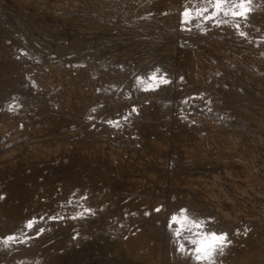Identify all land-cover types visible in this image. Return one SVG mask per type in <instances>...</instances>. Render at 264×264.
I'll list each match as a JSON object with an SVG mask.
<instances>
[{
  "label": "rangeland",
  "instance_id": "374dc122",
  "mask_svg": "<svg viewBox=\"0 0 264 264\" xmlns=\"http://www.w3.org/2000/svg\"><path fill=\"white\" fill-rule=\"evenodd\" d=\"M250 6L243 21L195 16L211 14L208 0H0V231L26 240L0 257L183 264L170 260L169 215L188 201L219 227L264 230V0ZM186 9L194 18L185 24ZM156 69L170 83L143 91L137 79ZM61 178L69 197L56 190L26 207L30 180L42 189ZM72 194L78 206L104 199L110 214L89 204L71 221L48 220ZM38 210H48L42 220ZM137 232L150 241L135 253L124 240ZM253 243L259 255L248 263L264 264V241Z\"/></svg>",
  "mask_w": 264,
  "mask_h": 264
},
{
  "label": "bare ground",
  "instance_id": "6f19581e",
  "mask_svg": "<svg viewBox=\"0 0 264 264\" xmlns=\"http://www.w3.org/2000/svg\"><path fill=\"white\" fill-rule=\"evenodd\" d=\"M258 20L264 26V12H263V14H261V15L258 16ZM194 96H192V97H194ZM248 178L254 180V176L252 177L251 174L248 175ZM256 180H257V178H256ZM34 183H35L34 180H30V182L28 183V186L31 187V189H33V190H32V193L29 196L27 195L29 197V199L26 202V205H28L26 207H29L30 204H31V202H33V201H40L45 196L46 193L48 194V193H50L52 191H56V190H59V191L62 190L63 191L64 190V192L62 194V197H64V196L69 197L70 196V194L66 192V189L64 187V183L65 182H64V180H62V178L59 179V180H57L56 182H52L54 184L53 185L51 184L52 185L51 187H46V188L45 187L44 188L42 187V189L41 188H38V187H35L34 186L35 185ZM49 184H50V182H49ZM22 185L23 184L22 183H19L18 181L15 182V183H13L12 187L14 189H12L11 194H10V197H14V200L12 198H8V200L10 202H12V203L16 202L17 199H16V196L15 195L18 194V191L20 192V190L23 189V186ZM2 189H3V186L0 185V196L5 193V192L2 191ZM75 195L72 194L71 195L72 198L71 199H68V201L70 200L69 203H67L66 205L63 204L64 205L63 207H58V208H55V209L49 210V211L48 210H38V211H36L33 214L32 218H40L44 213H46L48 211L51 216H53V215H60V216H63L64 217V220H67L68 221L70 219L69 221H71L73 219L72 217H74V216L79 217V216H77L78 213H84L83 210H82V208H81L82 205H89V204H93V205H96L97 206L96 207V210L93 209V212L92 213H98V215H99L98 217H100V218H107V215L110 214V213L109 214L108 213L104 214L105 213L104 212V207H105L104 199H102V198L101 199H98L94 203H92L91 201L87 200V201H84L80 206H78L80 202L76 199V196ZM22 196H23V194H22ZM96 196L99 197V196H101V194L98 192V193H96ZM115 197H116V195L113 194V196L111 197V200L115 201L116 200ZM127 200H130V198L125 197L123 199V201H127ZM131 201L133 203H137V201H133V198H132V200H130V202ZM60 202H61V198L59 200V204H60ZM188 205H189L188 207L187 206L186 207H183V209L187 210L185 212V215L188 216V219L190 221H195L197 223L203 221L204 222V226L201 227V228H194V227H191L190 224H188L181 231V234L179 236L175 235V232H176L177 229L180 228V225L179 224H176V226L173 227V230L174 231H172L173 234H171L172 237H171V245H170L172 247V249H171L172 251L170 252L171 253L170 260H172L171 262L176 261V259H177L176 257L177 256H181V259H182V263L183 264H209V261H207V260H204V261H196L195 260V256L192 253L194 252V249L196 248V245L190 243V241L200 239L201 236L198 235V233H202V234H205L206 235V234H209L212 231H216L218 234L219 233H222V232H226V233H228V237H229V240H230V244H228V246L224 249L223 254H216V255H214V258H213L214 259V264H235V259L237 257H240V256L244 259L245 264H249L248 263V260H250V257H256V256L259 255V251L256 248L255 249L257 251L256 250L254 251L250 247L255 245L253 243L254 240H260V241L262 240V241H264V230H262L260 227H258V228H244L241 233H238V231L235 230V229L234 230H231L230 228H227V227H225V228L224 227H219L216 224L212 223V221H210L211 218L204 216L202 214V212L200 211V209H198L197 207H194L192 205V202L191 201H188ZM6 210H8V209H6ZM23 214H25V213L23 212ZM180 214H181V208H180V211H177V212L172 211V214L169 215V216H173V215L179 216ZM0 219H2V217H0ZM8 224H10V223H7L6 225H8ZM2 229H4V228H2ZM24 233H26V232H24ZM9 235H14V234H12V232L8 233V231H6V230L5 231H3V230L0 231V247L5 246L2 241H3L4 238L8 237ZM23 235L22 234L21 235H17V237H19L20 239H23L24 238ZM148 240L149 239H147L141 232H137V233H134V235H132L129 238L128 237H125L124 243L126 244V247L129 249V251L135 252L139 247H141L140 245L143 246L144 244H147L150 241V240L149 241ZM58 241H59V238H58ZM169 241H170V239H169ZM151 243L153 244V242H151ZM181 244L184 245V247H185V251L184 252H181V251L178 250ZM52 249H53V247H52ZM59 249L60 248H58V250ZM58 252L56 251V253H58ZM59 253H61V252H59ZM42 255H43V253H39L36 256H33L32 254H29V252L14 251V252H12L11 254H9L7 256H4V257L1 256L0 257V264H46V263H48V264L49 263L50 264H54V263H56V261L54 259H53L54 261L51 259L49 262H46L48 259L45 258L44 256H43L44 257L43 258ZM44 259H47V260L45 261ZM57 261H58L57 264H59V260H57ZM60 264H62V263H60Z\"/></svg>",
  "mask_w": 264,
  "mask_h": 264
},
{
  "label": "snow or ice",
  "instance_id": "6c2138e0",
  "mask_svg": "<svg viewBox=\"0 0 264 264\" xmlns=\"http://www.w3.org/2000/svg\"><path fill=\"white\" fill-rule=\"evenodd\" d=\"M208 3L211 5V8L213 9L211 11L210 15H204L205 13H208L210 11L209 7H204L203 9H198L195 12V16H203L205 20H215V18L223 12L224 16H229L231 15L234 18H239L240 20L247 21L249 19V14L253 11L252 7L250 6L252 4V0H236V2H229V0H208ZM182 23H189L191 19L194 17L192 16V13L190 10H185L182 13ZM218 24L219 23H231V21L224 20V21H216ZM237 30L240 29V23L236 22L233 25ZM239 35L242 37H245L247 34L244 31H239ZM160 72L159 69H156L151 76L148 77L147 81H145L142 78L137 79V84L138 85H146L143 87V91H155L159 89L162 85H167L170 83L169 79L166 78V74L164 75H158ZM35 86V85H34ZM16 106H9V111H14ZM92 111H95L93 109ZM137 109L133 107L131 109V113H136ZM129 113V115H131ZM124 120L128 119V116L123 117ZM110 125L113 127H120V121H113L109 120L107 121ZM82 199H87V197H82ZM161 209L156 208L155 211L159 212ZM85 212H91V209H85ZM187 210L181 209V214L179 216L173 215L170 218L169 221V228L171 229L174 225L179 224L180 228L176 230L175 235L179 236L181 234V231L185 228L186 225L190 224L191 227L194 228H201L204 226V222L201 221L199 223L195 221H190L188 219V216L185 215V212ZM148 215L149 213H145ZM84 213H78L77 216H83ZM73 219L77 218L76 216L72 217ZM41 220L43 217L40 218ZM49 220L56 221V220H61L64 219L63 216L60 215H53L48 217ZM38 221L36 219H30L26 222L25 227L28 230H32L34 225ZM44 229L40 228L36 232V235L39 236L41 233H43ZM198 235L201 236L200 239L198 240H192L190 243L195 244L196 248L194 249V252L192 253L195 256L196 261H204L207 260L209 261V264H214V255L216 254H223L224 249L230 244V240L228 237V233L222 232V233H217L216 231H212L209 234H202L198 233ZM26 236V234H25ZM5 246H7L10 242L15 243V242H26V240H21L19 237L14 236V235H9L8 237L4 238L3 241ZM179 251L184 252L185 247L184 245H180Z\"/></svg>",
  "mask_w": 264,
  "mask_h": 264
}]
</instances>
